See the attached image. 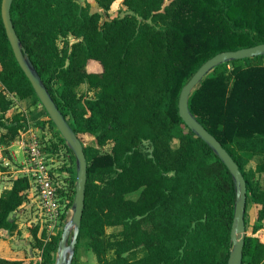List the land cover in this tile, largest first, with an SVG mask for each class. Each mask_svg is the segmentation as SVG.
<instances>
[{
    "label": "trees",
    "instance_id": "16d2710c",
    "mask_svg": "<svg viewBox=\"0 0 264 264\" xmlns=\"http://www.w3.org/2000/svg\"><path fill=\"white\" fill-rule=\"evenodd\" d=\"M2 1L0 141L10 145L29 126L25 114L8 115L15 98L41 101L13 51ZM96 1L100 10L95 11L90 2L78 0H14L11 9L17 34L60 110L83 143V135L90 134L98 144L84 143L88 180L76 249L87 239L99 264H227L234 179L210 145L186 125L179 98L214 55L264 43V0H123L127 13L104 21L102 11L116 0ZM70 35L77 40H68ZM91 61L101 70H90ZM243 61L210 72L193 91L190 107L244 174L246 225L251 205L257 211L252 234L245 238L243 264H264V55ZM83 84L95 95L80 94ZM47 120L54 129L53 151L65 147L70 152V164L62 165L69 173L67 191L60 193L71 208L75 155ZM145 141L150 152L142 147ZM109 142L111 149L102 151ZM254 157L255 166L248 168ZM30 188L22 175L2 191L0 229L13 233L18 228L17 211ZM135 192L138 196L131 197ZM116 226L121 229L108 233ZM38 229L33 235L43 248L44 264H55L62 233L45 241ZM138 250L140 255H128ZM24 262L0 255V264Z\"/></svg>",
    "mask_w": 264,
    "mask_h": 264
},
{
    "label": "water",
    "instance_id": "95a60500",
    "mask_svg": "<svg viewBox=\"0 0 264 264\" xmlns=\"http://www.w3.org/2000/svg\"><path fill=\"white\" fill-rule=\"evenodd\" d=\"M14 0L2 1V17L7 35L15 56L30 79L41 104L47 110L65 142L75 155L76 186L72 215L67 221L58 245L55 264H73L76 245L84 215L86 184L88 180V161L84 150V143L74 131L72 125L60 110L51 92L35 67L30 55L25 49L15 29L12 18ZM264 55V43L245 47L238 50L223 51L208 59L184 85L179 98V112L186 125L204 141H206L230 170L236 188V202L231 232L232 248L227 264H243L245 238L248 234L246 225V210L248 189L246 179L238 163L234 160L222 143L200 122L190 107V97L193 91L204 81L206 76L216 67L229 61H239L245 58ZM71 236V238H70Z\"/></svg>",
    "mask_w": 264,
    "mask_h": 264
},
{
    "label": "rangeland",
    "instance_id": "374dc122",
    "mask_svg": "<svg viewBox=\"0 0 264 264\" xmlns=\"http://www.w3.org/2000/svg\"><path fill=\"white\" fill-rule=\"evenodd\" d=\"M81 3H91V9L93 11L100 10V8L97 6L96 0H78ZM127 8L123 6V0H116L111 9L107 12L102 11V21L105 19H110L115 16H122L127 13ZM71 42H74L77 40V38L74 35H70L68 38ZM65 39H60V44H64ZM237 64H244L243 60L235 61L233 64H228V68H232L234 65ZM88 68L93 71H99L101 70V65L96 61H91ZM1 69V66H0ZM2 88V84L0 82V90ZM78 92L80 94H85L88 96H94L95 90L90 88L87 84H83L78 88ZM33 100L29 99H19L15 98V103L13 107L7 112L10 117H13L16 113H22L25 114L28 121V128L23 129L20 131L19 137L16 141H13L16 143V145H13V142L8 145L5 142L0 141V193H2L3 190L10 188L13 184V179L24 175V172L22 171L23 164L22 161L24 159V153H23V146L21 144L22 136L27 131L26 137H29L31 133L37 135L41 141L47 142V155L49 157V164L53 168L54 171H56L59 174L60 180L64 181V184L66 186L67 182L65 180V176H68V172L62 169V165L66 162L67 164H70V152L67 151L65 147L60 150V152L53 151V133L54 129L51 128V123L48 122V116L44 114V109L41 105V103L36 102L35 104L32 103ZM37 123V124H36ZM44 124V125H43ZM43 125V126H42ZM31 130L32 132H29ZM6 131V130H4ZM83 140L86 145H98L96 138L94 135L85 134L83 135ZM173 146H178L179 140L174 139L172 141ZM112 143L109 142L105 146L102 147V151H109L111 149ZM142 147L145 151L150 152L152 147L150 142L145 141L142 144ZM258 158L254 157L248 168L254 167ZM67 187V186H66ZM139 192H135L131 194V197L136 198L138 196ZM32 191H28V195L26 197V202H31L33 198ZM66 202V198H65ZM33 207V208H30ZM26 206L24 208H19L17 211V219H18V228L12 233L9 231L3 232L0 234V239L5 240L8 250L15 251L16 253L12 254L13 258L18 259H24V263L28 264L32 260H39L40 255L42 254L43 248L40 247V245L37 242V239L33 235V229L35 228V222L33 221V206ZM256 211L257 206L255 204L251 205L249 209V218H248V224H247V232L249 234H252L253 231V225L256 221ZM72 212L70 214L71 218ZM69 218V219H70ZM68 219V220H69ZM67 220V221H68ZM67 221H64V223H61L58 225L56 232L60 231L63 233L64 227L67 223ZM121 229L120 226L116 227H109L107 229L108 233H115ZM38 237L42 239L44 238L43 234L40 236L39 229H38ZM71 238V236H70ZM142 251L138 250L136 252H132L128 254L129 256H135L140 255ZM57 255V253H56ZM37 260V261H38ZM73 264H99L97 261V257L93 250L88 245V240L83 238L79 242L75 256H74V262Z\"/></svg>",
    "mask_w": 264,
    "mask_h": 264
},
{
    "label": "built area",
    "instance_id": "2783aa9c",
    "mask_svg": "<svg viewBox=\"0 0 264 264\" xmlns=\"http://www.w3.org/2000/svg\"><path fill=\"white\" fill-rule=\"evenodd\" d=\"M29 132L32 131L29 130ZM27 133L28 131L23 134L21 140L24 153L22 171L31 182L29 190L32 191L33 199L31 202L25 201L20 208L34 205L32 222L39 227L40 236L44 232L47 233L45 239L47 241L55 234L58 225L70 218L72 211L70 207L67 208L65 202L67 195L60 193L61 189L67 191V185L65 186L59 174L49 164L48 153L45 150L46 143L33 133L26 137ZM38 261L44 264L43 250Z\"/></svg>",
    "mask_w": 264,
    "mask_h": 264
},
{
    "label": "crops",
    "instance_id": "0c3cea01",
    "mask_svg": "<svg viewBox=\"0 0 264 264\" xmlns=\"http://www.w3.org/2000/svg\"><path fill=\"white\" fill-rule=\"evenodd\" d=\"M2 88H3V86H2ZM13 145L15 146L16 143L13 142ZM6 231L7 230H5V229H0V234H2L3 232H6ZM4 241L5 240L0 239V255L3 256V257H5V258H13L12 257V254H14L16 252L15 251H12V250H8V248H6L7 247L6 242H4Z\"/></svg>",
    "mask_w": 264,
    "mask_h": 264
}]
</instances>
